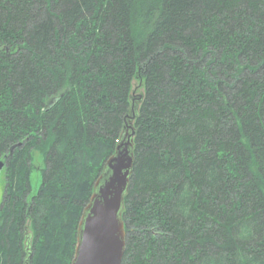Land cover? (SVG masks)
<instances>
[{"label": "trees", "instance_id": "1", "mask_svg": "<svg viewBox=\"0 0 264 264\" xmlns=\"http://www.w3.org/2000/svg\"><path fill=\"white\" fill-rule=\"evenodd\" d=\"M135 81L123 264H264V0H0V264H72Z\"/></svg>", "mask_w": 264, "mask_h": 264}, {"label": "water", "instance_id": "2", "mask_svg": "<svg viewBox=\"0 0 264 264\" xmlns=\"http://www.w3.org/2000/svg\"><path fill=\"white\" fill-rule=\"evenodd\" d=\"M138 107L133 99L116 150L106 161L95 181L90 200L83 208L72 264H123L126 251L123 210L135 162L134 121ZM5 165V161L0 160V171ZM30 245L31 236L28 237L27 250ZM32 255L29 252L25 264H30Z\"/></svg>", "mask_w": 264, "mask_h": 264}, {"label": "rangeland", "instance_id": "3", "mask_svg": "<svg viewBox=\"0 0 264 264\" xmlns=\"http://www.w3.org/2000/svg\"><path fill=\"white\" fill-rule=\"evenodd\" d=\"M138 82L135 81V92L134 94V100H136V102L139 103V99L138 96L144 92L143 87L138 86ZM34 163L36 165V167L34 168L33 172H32V176H31V192L32 194L37 193L40 184L42 182V178H43V173L40 167L42 166H46V161H44L43 156L40 153H34ZM6 181H7V177H6V170L5 168H3L0 171V207L2 205L3 202V196H4V192H5V186H6Z\"/></svg>", "mask_w": 264, "mask_h": 264}]
</instances>
